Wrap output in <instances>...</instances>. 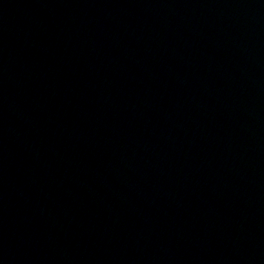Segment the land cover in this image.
Instances as JSON below:
<instances>
[{
  "label": "water",
  "instance_id": "95a60500",
  "mask_svg": "<svg viewBox=\"0 0 264 264\" xmlns=\"http://www.w3.org/2000/svg\"><path fill=\"white\" fill-rule=\"evenodd\" d=\"M0 264H264V0H0Z\"/></svg>",
  "mask_w": 264,
  "mask_h": 264
}]
</instances>
